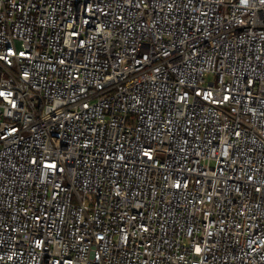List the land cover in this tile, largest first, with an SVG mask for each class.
Masks as SVG:
<instances>
[{"label":"built area","instance_id":"built-area-1","mask_svg":"<svg viewBox=\"0 0 264 264\" xmlns=\"http://www.w3.org/2000/svg\"><path fill=\"white\" fill-rule=\"evenodd\" d=\"M0 264H264V0H0Z\"/></svg>","mask_w":264,"mask_h":264},{"label":"rangeland","instance_id":"rangeland-1","mask_svg":"<svg viewBox=\"0 0 264 264\" xmlns=\"http://www.w3.org/2000/svg\"><path fill=\"white\" fill-rule=\"evenodd\" d=\"M213 78H214L213 75H209V76L207 77L208 80H212Z\"/></svg>","mask_w":264,"mask_h":264}]
</instances>
